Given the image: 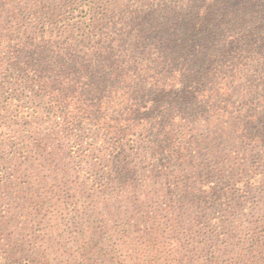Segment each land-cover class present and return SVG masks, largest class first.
Segmentation results:
<instances>
[{
	"label": "trees",
	"instance_id": "16d2710c",
	"mask_svg": "<svg viewBox=\"0 0 264 264\" xmlns=\"http://www.w3.org/2000/svg\"><path fill=\"white\" fill-rule=\"evenodd\" d=\"M42 1L7 10L0 21V68L10 79L3 111L15 106L23 120L30 90L37 114L46 110L68 131L89 126L96 140L84 146L80 136L77 151L101 145L115 153L104 160L99 188L137 208L149 200L144 194L171 198L166 232L192 230L194 208L210 210L225 198L240 218L251 215L255 198L264 199V175L249 164L264 150V0ZM226 140L250 153L241 164L222 153ZM229 162L245 166L235 180L220 166ZM178 202L191 203V215L177 212ZM249 227L252 247L260 245L264 231L254 220ZM153 231L136 230L146 239L143 264L176 261V241L152 240ZM82 232L71 254L78 264H124L115 248L91 258L95 246Z\"/></svg>",
	"mask_w": 264,
	"mask_h": 264
},
{
	"label": "rangeland",
	"instance_id": "374dc122",
	"mask_svg": "<svg viewBox=\"0 0 264 264\" xmlns=\"http://www.w3.org/2000/svg\"><path fill=\"white\" fill-rule=\"evenodd\" d=\"M41 2L2 0L0 21L8 17L7 10ZM13 23H17L15 19ZM9 84L10 79L0 68V264H78L82 259L73 260L71 254L76 245L83 243L79 240L82 230L87 237L84 240L95 246L94 253L90 254L94 260L98 254H110L115 248L116 256L124 264H143L140 250L145 236L142 238V233L136 230L147 228L156 229L149 237L152 240L180 244L171 245L176 261L161 264H264V239L254 247L248 240L253 220L259 226L258 231H264V199L255 198L257 208L243 218L237 216L239 207L230 205L227 198L221 200L223 205L210 210L194 208V217L187 219L192 222L187 228L192 230L166 232L161 224L166 223L164 209L171 198L157 200L144 194L142 200H149L140 208L130 199L115 201L110 189L102 188L103 191L100 183H96L105 177V158L114 160L115 153L106 154L101 145L97 147L101 151H77L80 136L84 138V146L96 140L89 126L68 131L59 118L52 119L46 110L37 114L39 101L30 90L26 93L30 98L24 107L23 120L17 117L15 106L5 113ZM26 112L33 116L25 117ZM19 132L22 133L18 135ZM226 136L227 133L216 136V141L222 137L223 143ZM245 148L241 143L233 147L226 140L222 153L230 154L231 162L240 163L243 156L250 154ZM251 156V171L264 175V150H261V159ZM150 162L158 166L156 160ZM240 164L235 167L229 162L220 166L227 168L224 173L235 180L245 168ZM160 169L158 166L155 174H160ZM224 182L218 181V190L225 188ZM194 202L193 205L197 204ZM177 204L180 207L177 212L184 213L185 217L191 215L185 213L191 203L189 206ZM215 214L224 222L217 224ZM150 215L152 220L148 221ZM105 258L109 259L108 255ZM151 259L146 258V264Z\"/></svg>",
	"mask_w": 264,
	"mask_h": 264
}]
</instances>
